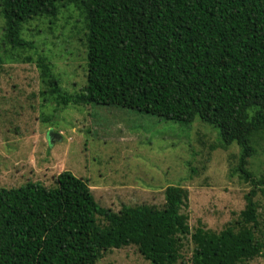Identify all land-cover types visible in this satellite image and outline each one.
I'll return each mask as SVG.
<instances>
[{
    "label": "trees",
    "instance_id": "1",
    "mask_svg": "<svg viewBox=\"0 0 264 264\" xmlns=\"http://www.w3.org/2000/svg\"><path fill=\"white\" fill-rule=\"evenodd\" d=\"M72 5L84 24L85 84L63 93L42 56L35 64L43 98L57 105L95 103L137 110L181 124L214 128L221 149L239 148L233 174L254 187L235 224L193 231L182 212L187 191L166 186L164 203H96L86 181L62 171L54 184L0 187V264H97L105 253L135 247L149 264H178L185 239L190 264H244L263 255L264 208L254 199L264 178L246 166L264 153V0H0V50L33 49L24 25Z\"/></svg>",
    "mask_w": 264,
    "mask_h": 264
},
{
    "label": "rangeland",
    "instance_id": "2",
    "mask_svg": "<svg viewBox=\"0 0 264 264\" xmlns=\"http://www.w3.org/2000/svg\"><path fill=\"white\" fill-rule=\"evenodd\" d=\"M1 26L0 19V35ZM83 35L82 16L67 4L52 23L39 18L24 25L22 37L33 49L21 55L0 50V187L29 181L51 187L66 170L87 182L97 204L117 212L122 206L161 207L165 187L179 185L187 191L182 212L191 231L202 225L218 232L235 224L254 185L233 174L238 146L221 149L208 124L196 118L185 125L95 103L62 106L41 96L38 68L17 58L45 57L61 91L74 94L85 84ZM246 168L255 180L264 178L260 147ZM254 199L260 222L264 188ZM256 237L264 244L263 232ZM183 241L178 264H190L192 244L189 237ZM97 264L149 263L130 246L105 253ZM244 264H264V253Z\"/></svg>",
    "mask_w": 264,
    "mask_h": 264
},
{
    "label": "water",
    "instance_id": "3",
    "mask_svg": "<svg viewBox=\"0 0 264 264\" xmlns=\"http://www.w3.org/2000/svg\"><path fill=\"white\" fill-rule=\"evenodd\" d=\"M47 137H48V139H52V137H53V134H52V131L51 130H49L48 132H47Z\"/></svg>",
    "mask_w": 264,
    "mask_h": 264
}]
</instances>
